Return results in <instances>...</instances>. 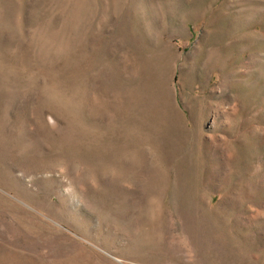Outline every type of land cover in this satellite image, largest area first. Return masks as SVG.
I'll return each mask as SVG.
<instances>
[{
  "label": "rangeland",
  "instance_id": "obj_1",
  "mask_svg": "<svg viewBox=\"0 0 264 264\" xmlns=\"http://www.w3.org/2000/svg\"><path fill=\"white\" fill-rule=\"evenodd\" d=\"M0 264H264V0H0Z\"/></svg>",
  "mask_w": 264,
  "mask_h": 264
}]
</instances>
